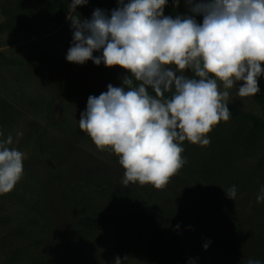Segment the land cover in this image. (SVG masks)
Masks as SVG:
<instances>
[{
  "label": "trees",
  "instance_id": "16d2710c",
  "mask_svg": "<svg viewBox=\"0 0 264 264\" xmlns=\"http://www.w3.org/2000/svg\"><path fill=\"white\" fill-rule=\"evenodd\" d=\"M69 3L70 0H0V48L4 34L19 36L24 32V36L41 38L43 26L67 25L71 29L69 15L90 19L96 8L110 14L118 7L117 0H89L87 5H78L77 12H71ZM187 11L184 0L179 6L169 0L165 7V15L173 17ZM196 19L202 22V17ZM47 41L17 45L8 52L3 64L6 71L3 76L0 73V79H7L0 82V128L14 132L13 138L23 132V148L32 159L44 163L56 162L64 154L58 134L96 151L104 159L118 161L115 154L97 149L80 129V117L75 120L67 116L60 122L53 119V107L61 93H76L83 87L60 84L45 73L30 71L29 77L28 64L44 55L45 48L52 45L51 39ZM101 54L102 51L94 53ZM88 64L103 77L115 79L116 86L126 87L123 79L130 73L103 63L96 65L92 60ZM41 78L47 93H30L26 88L28 80L37 83ZM258 83L260 92L251 96V103L258 105L262 114L227 102L230 118L213 126L204 151H192L188 142H183L181 155L186 163L162 189L150 184L124 187L111 174L67 177L68 165L54 171L59 206L68 212L69 241H98L100 250L91 264H115L117 257L121 264H190L192 260L195 264H246L248 258L264 264V202L256 203L264 187V75ZM85 92L89 96L101 94L95 89ZM80 107L79 102L74 110L81 114L86 108ZM232 136L236 141L231 140ZM28 164L23 162V176L13 190L0 195V264H54L46 251L53 223L48 208L42 205L43 190L36 189L43 177L28 173ZM34 180L36 188L28 183ZM233 185L237 189L235 200L226 193ZM205 243L209 244L207 249ZM133 258L137 261L131 262Z\"/></svg>",
  "mask_w": 264,
  "mask_h": 264
},
{
  "label": "clouds",
  "instance_id": "9594fccd",
  "mask_svg": "<svg viewBox=\"0 0 264 264\" xmlns=\"http://www.w3.org/2000/svg\"><path fill=\"white\" fill-rule=\"evenodd\" d=\"M180 2L172 0L174 6ZM184 2L187 13L175 17L165 15L169 0H117L110 14L96 8L90 19L68 16L74 31L67 61L119 65L131 73L123 79L126 87L110 83L107 91L90 95L79 119L98 150L118 157L124 187L164 188L186 163L183 142L208 145L213 126L230 118L227 90L242 81L239 97L260 92L264 0ZM88 3L70 0L68 8L77 12L78 5ZM13 142L12 135L0 139V195L23 176L25 154ZM226 193L235 200L236 186ZM262 202L264 187L256 196V203ZM121 262L117 257L115 264ZM246 264L262 261L248 258Z\"/></svg>",
  "mask_w": 264,
  "mask_h": 264
},
{
  "label": "rangeland",
  "instance_id": "374dc122",
  "mask_svg": "<svg viewBox=\"0 0 264 264\" xmlns=\"http://www.w3.org/2000/svg\"><path fill=\"white\" fill-rule=\"evenodd\" d=\"M30 5L33 6V2ZM1 21H3V14L0 8V22ZM43 33L44 34L41 38H30L24 36V32L19 34V36H14L8 33L4 34L2 36V47L0 48V59L2 60V63H0V73H2L3 76V71H6L3 64L6 63L7 54L11 48L17 45H24L26 43L36 41H38L39 44H44L45 42L48 43L47 40L51 39L52 45H50L47 49L45 48L44 55L35 60L33 63L28 64L27 73L29 77H31V72L45 73L46 75L54 78L60 84L72 83L74 86H77V89L83 87L77 90L76 93H61L60 99L54 104L52 111L53 119L56 122L62 121L64 117L67 116L77 120L79 117H81V114L79 111H75L74 109H78L79 102L81 103L80 108H86L89 97L88 93L85 92L87 89H95L102 93L107 91L108 84L111 83L113 86H116L118 83L115 79L105 78L101 74H98L96 71H94L88 64L89 60L82 65L67 61L66 55L68 49L71 47V41L73 37L72 27L70 29V26L68 27L67 25L58 28L43 26ZM113 67H116V70H119L122 73H130L129 70L124 69L119 65ZM127 75H131V73ZM6 80L7 79H0V82L4 83ZM31 80L32 79L28 80L29 84L26 87L30 93L35 92L36 95H40L41 92L47 93V85L43 78L39 79L37 83L34 81L31 82ZM240 84H242V82H238L236 86L227 90L229 92L227 102L235 106L242 107L244 110H252L262 114L261 108L258 105L251 103V96L242 98L237 95V88L240 86ZM220 89L221 91L224 90L222 84H220ZM81 93L84 95L82 96ZM13 134L15 133H11L10 130L0 128V139H2V136H13ZM58 135L59 142H61L62 146L65 147V151L56 162L48 160L44 163L42 160H38L37 158L32 159L30 152L25 150L26 147L23 148V145L25 144V134H23V136L16 135V137L13 138L14 142L12 147L17 148L25 154L24 162L29 161L27 167L28 173H39L43 177L41 178V185L37 188L36 180H34L33 183L32 181H28V183L38 190H43L42 205L44 204V207L48 208L51 222L53 223L51 232L48 235L49 238L47 239L46 251L51 255V258L54 260V264H71L72 261H76L74 264H91L97 257L96 255L100 250V245H98V241H69V238L66 234L68 212L59 206L57 195L55 193L56 187L54 186L52 178L53 172L57 171L58 169H64L68 165L69 168L66 172L69 174L67 177L85 174H111L110 176L117 178L121 182L124 169L118 161L115 162L104 159L102 156L98 155L96 151L92 152L90 148L82 147L77 141L62 134ZM231 140L236 141V137L232 136ZM188 145L189 149L192 151L201 150L204 147L189 142ZM130 185L134 187L139 186V184ZM2 235L3 233L1 232L0 236ZM0 240H2V238H0ZM136 261L137 260L134 258L131 260V262Z\"/></svg>",
  "mask_w": 264,
  "mask_h": 264
}]
</instances>
